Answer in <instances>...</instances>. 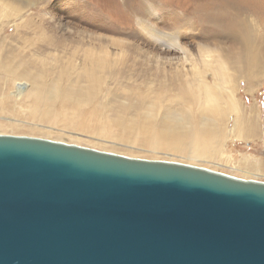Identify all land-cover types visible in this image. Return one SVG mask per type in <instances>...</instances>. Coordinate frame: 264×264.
<instances>
[{"label":"water","instance_id":"95a60500","mask_svg":"<svg viewBox=\"0 0 264 264\" xmlns=\"http://www.w3.org/2000/svg\"><path fill=\"white\" fill-rule=\"evenodd\" d=\"M0 264H264V181L0 134Z\"/></svg>","mask_w":264,"mask_h":264},{"label":"rangeland","instance_id":"374dc122","mask_svg":"<svg viewBox=\"0 0 264 264\" xmlns=\"http://www.w3.org/2000/svg\"><path fill=\"white\" fill-rule=\"evenodd\" d=\"M242 1L245 10L242 16L248 18L259 34L257 45L261 67L256 69L251 85L234 78H228L227 85L233 88L234 98L239 104L245 107L254 105L258 133L224 135L220 145L214 141L204 145L202 151L208 158L194 157L200 144L193 135L175 142L183 151L179 152L167 145L159 147L142 133L143 130L151 133L162 128L170 135L175 134L173 124L167 119L162 121V118L172 113L167 108L176 110L178 106L164 101L155 111L154 118L142 119L129 109L123 110L122 104H115L130 103L131 97L124 96L129 90L150 94L160 86L159 78L153 74V62L142 63L140 51L158 50L166 58L179 56L175 52L166 53L164 48H156L147 32L137 24L140 19L155 24L164 32L175 30L173 24L179 25L180 40L198 61L200 46L213 49L222 61L232 40L216 35L223 25L208 19L210 13L200 11L198 14L195 11L204 2L156 0L159 21L158 17L142 10L139 0H0V6L6 4L5 11L0 14V134L43 137L131 157L178 161L264 181V20L257 19L258 14L264 15V0ZM184 13L191 17L195 15V18L179 20L176 17ZM90 36H101L104 45L109 43V50L114 54L111 62L116 70L139 67L135 70L142 75L132 76L127 83L115 85L114 80L108 79L109 74L104 73L100 95L98 82L93 77L88 80L90 71L85 64L86 47L80 39ZM99 44L94 42L93 45ZM120 54L122 61L119 60ZM147 63L152 68L150 74L142 70ZM6 67L15 74L33 77L41 74L47 82L59 80L63 88H73L79 97L72 94L56 101L47 100L38 107L37 113L33 97L25 89H20L25 87ZM224 68L227 76L236 74L233 68ZM209 78L212 80V75ZM88 87L95 92L94 100L82 96V90ZM101 101L104 106L100 105Z\"/></svg>","mask_w":264,"mask_h":264},{"label":"bare ground","instance_id":"6f19581e","mask_svg":"<svg viewBox=\"0 0 264 264\" xmlns=\"http://www.w3.org/2000/svg\"><path fill=\"white\" fill-rule=\"evenodd\" d=\"M155 1L139 0V6L143 11L158 17V20L161 21L156 13ZM200 2H204V4H200L201 6L197 7L195 11L210 13L211 16L208 19L223 25V29L217 30L216 35H223L232 40L222 61L216 57L214 50L207 46H200V61H198L191 49L180 40L182 34L179 25L173 24L172 27H176L175 30L164 32L158 30L155 24H148L145 20L140 19L141 21H137V24L147 32L149 40L156 45V48H164L166 53L175 52L179 56L166 58L159 54L158 50H154V52L140 51L139 54L143 58L142 63L144 61L153 62L152 65L155 68L153 74L159 78L157 80L160 86L156 91L153 89L150 94H142L140 90H129L124 96L131 97V102L123 101L115 104H122L123 110L129 109L142 119L154 118L155 111L162 106L164 101L178 106L179 108L176 110L167 108L166 110L172 113L162 118V121L167 119L169 123L173 124L172 128L175 134L170 135L162 128L151 133L149 130H143L142 133L159 147L164 148L167 145L170 148H176L174 150L179 152L183 151L178 149L175 142L178 139H189L193 135L200 144L194 157H207L202 151L207 142L214 141L219 144L222 137L232 134L258 133L254 105L245 107L239 104L234 98L233 88L227 85V82L228 78L231 80L234 78L240 83L244 80L248 82V85H251L256 77V69L261 67V57L257 45L259 34L257 28L249 22L248 18L242 16L245 11L242 0H200ZM5 6L6 4L0 6V14L5 11ZM163 9L164 13L168 12L165 7ZM260 14L257 15V19L264 20V15ZM176 17L179 20H190L194 19L195 15L191 17L184 13L176 15ZM80 39L83 40V45L86 47L84 51L85 64L90 71L88 80L93 77L98 82L100 95L104 84V73L109 74L108 79L114 80L115 85L127 83L132 76L142 75L135 70L139 67H133L134 70L123 68L116 70L111 62L114 54L109 50V43L104 45L101 42V36ZM94 42H99V46L93 45ZM122 55L125 58L126 54ZM122 55L119 56L120 61H122ZM148 63L142 70L150 74L152 68ZM134 65L135 63L132 66ZM224 67L233 68L236 74L233 77L227 76ZM6 69L20 85L25 87L20 89H25L27 94L33 97L37 113L38 107L47 100L56 101L72 94L78 96L77 92L74 93L73 88H63L59 80L47 82L41 74L33 77L30 74H15L8 67ZM211 75L212 80L209 78ZM94 94V90L90 87L82 90V96L88 100H92ZM102 103L101 101L100 105L104 106ZM94 108L97 107L94 105ZM131 126L135 127V125Z\"/></svg>","mask_w":264,"mask_h":264}]
</instances>
